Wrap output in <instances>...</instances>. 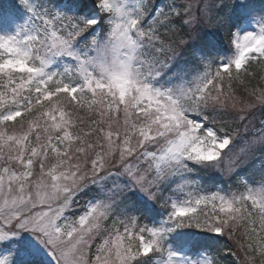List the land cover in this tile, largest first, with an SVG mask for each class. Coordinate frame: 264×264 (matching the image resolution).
Segmentation results:
<instances>
[{
	"label": "snow or ice",
	"instance_id": "snow-or-ice-1",
	"mask_svg": "<svg viewBox=\"0 0 264 264\" xmlns=\"http://www.w3.org/2000/svg\"><path fill=\"white\" fill-rule=\"evenodd\" d=\"M0 264H264V0H0Z\"/></svg>",
	"mask_w": 264,
	"mask_h": 264
},
{
	"label": "trees",
	"instance_id": "trees-1",
	"mask_svg": "<svg viewBox=\"0 0 264 264\" xmlns=\"http://www.w3.org/2000/svg\"><path fill=\"white\" fill-rule=\"evenodd\" d=\"M201 176L204 178V180H205L206 182H210L209 179H208V174H206V173H201Z\"/></svg>",
	"mask_w": 264,
	"mask_h": 264
}]
</instances>
